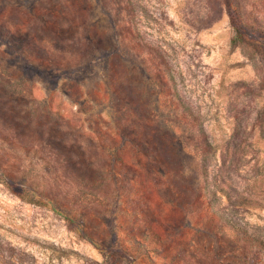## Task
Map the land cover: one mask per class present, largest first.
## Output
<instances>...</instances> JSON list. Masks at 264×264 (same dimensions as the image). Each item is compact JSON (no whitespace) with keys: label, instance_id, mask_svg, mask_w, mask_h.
<instances>
[{"label":"rangeland","instance_id":"1","mask_svg":"<svg viewBox=\"0 0 264 264\" xmlns=\"http://www.w3.org/2000/svg\"><path fill=\"white\" fill-rule=\"evenodd\" d=\"M0 264H264V0H0Z\"/></svg>","mask_w":264,"mask_h":264},{"label":"trees","instance_id":"2","mask_svg":"<svg viewBox=\"0 0 264 264\" xmlns=\"http://www.w3.org/2000/svg\"><path fill=\"white\" fill-rule=\"evenodd\" d=\"M232 16V26L234 29V35L232 41L234 43H240L250 36V29L240 20V18L236 17L234 14Z\"/></svg>","mask_w":264,"mask_h":264}]
</instances>
